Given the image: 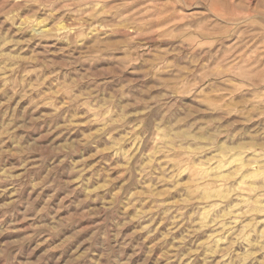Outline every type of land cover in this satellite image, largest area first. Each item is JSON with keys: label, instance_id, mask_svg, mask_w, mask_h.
Instances as JSON below:
<instances>
[{"label": "rangeland", "instance_id": "obj_1", "mask_svg": "<svg viewBox=\"0 0 264 264\" xmlns=\"http://www.w3.org/2000/svg\"><path fill=\"white\" fill-rule=\"evenodd\" d=\"M258 12L0 0V264H264Z\"/></svg>", "mask_w": 264, "mask_h": 264}, {"label": "bare ground", "instance_id": "obj_2", "mask_svg": "<svg viewBox=\"0 0 264 264\" xmlns=\"http://www.w3.org/2000/svg\"><path fill=\"white\" fill-rule=\"evenodd\" d=\"M203 9V8H202ZM237 16H238V18H240L239 17V14H236ZM256 15H261L263 18H264V13H257V14H250V13H248V14H246L245 16H242V18H244V19H253V18H255L256 17ZM237 19V18H236ZM235 19V20H236ZM166 23H168V22H166ZM237 27V26H236ZM33 31L34 32H39V31H41V30H39L38 28H33ZM209 40V39H208ZM203 41V40H202ZM247 51V50H246ZM246 53V52H245ZM242 56V55H241ZM238 59V58H237Z\"/></svg>", "mask_w": 264, "mask_h": 264}]
</instances>
